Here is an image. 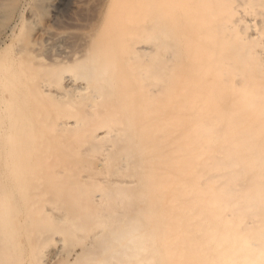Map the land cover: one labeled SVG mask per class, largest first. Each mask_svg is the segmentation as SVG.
<instances>
[{
  "label": "bare ground",
  "instance_id": "1",
  "mask_svg": "<svg viewBox=\"0 0 264 264\" xmlns=\"http://www.w3.org/2000/svg\"><path fill=\"white\" fill-rule=\"evenodd\" d=\"M108 3L0 42V264H264V0Z\"/></svg>",
  "mask_w": 264,
  "mask_h": 264
},
{
  "label": "rangeland",
  "instance_id": "2",
  "mask_svg": "<svg viewBox=\"0 0 264 264\" xmlns=\"http://www.w3.org/2000/svg\"><path fill=\"white\" fill-rule=\"evenodd\" d=\"M108 2L109 0H0V42L10 30L15 29V37L8 46L25 39L28 32L30 44L41 46L59 39L70 49L80 48L86 45L88 37L96 29H100ZM22 30L27 31H24V36ZM51 56L52 52L46 54L48 58Z\"/></svg>",
  "mask_w": 264,
  "mask_h": 264
}]
</instances>
